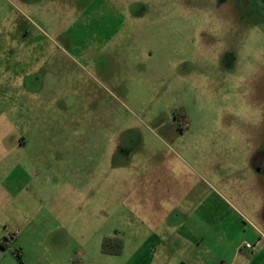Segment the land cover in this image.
<instances>
[{"label": "rangeland", "instance_id": "rangeland-1", "mask_svg": "<svg viewBox=\"0 0 264 264\" xmlns=\"http://www.w3.org/2000/svg\"><path fill=\"white\" fill-rule=\"evenodd\" d=\"M261 152L264 0H0V264L252 247Z\"/></svg>", "mask_w": 264, "mask_h": 264}, {"label": "crops", "instance_id": "crops-1", "mask_svg": "<svg viewBox=\"0 0 264 264\" xmlns=\"http://www.w3.org/2000/svg\"><path fill=\"white\" fill-rule=\"evenodd\" d=\"M264 186V182H262V188ZM257 187L261 189V183L257 182ZM147 212V211H146ZM149 216V214L147 213ZM179 224V220H178ZM211 232V233H210ZM210 232H207L205 235L200 234L198 236V239L194 241L192 245H194L195 248H205V249H213L215 252L212 253V258L210 261V264H264V232L257 229L255 232H257L258 241H256L254 244H252L250 248H246L245 245L238 244L237 246H232V244H225L223 241V230H212ZM156 244H153L152 241L146 240L144 241L140 247H148L149 244L154 248V251L152 252L153 256H155L156 252L160 249H164L163 251V257L170 260L171 256V249L180 251L181 244L178 242L175 243H164L163 245L160 244L161 240L156 241ZM263 242V243H262ZM1 243V242H0ZM4 243H7V240H4ZM2 244V243H1ZM124 243L122 241V247L121 251L123 250ZM161 246V247H160ZM215 247V248H214ZM216 248L221 250V252H216ZM209 250V249H208ZM201 253V252H200ZM210 253V251H209ZM120 254V253H119ZM211 254V253H210ZM241 254L247 256V260H245ZM118 255V254H117ZM263 258V259H262ZM181 263H184V258H180ZM195 259L196 256H195Z\"/></svg>", "mask_w": 264, "mask_h": 264}, {"label": "trees", "instance_id": "trees-1", "mask_svg": "<svg viewBox=\"0 0 264 264\" xmlns=\"http://www.w3.org/2000/svg\"><path fill=\"white\" fill-rule=\"evenodd\" d=\"M111 241H115L117 243V246L115 248H109L108 243ZM0 246L2 247V244L0 243ZM122 242L119 239H110L105 238L102 244V252L105 254H119L121 252ZM18 260L20 261V256L17 255Z\"/></svg>", "mask_w": 264, "mask_h": 264}, {"label": "flooded vegetation", "instance_id": "flooded-vegetation-1", "mask_svg": "<svg viewBox=\"0 0 264 264\" xmlns=\"http://www.w3.org/2000/svg\"><path fill=\"white\" fill-rule=\"evenodd\" d=\"M175 115H176V112H175ZM259 159H260V161H263V163H264V152H261L260 154L257 155L256 160H259Z\"/></svg>", "mask_w": 264, "mask_h": 264}, {"label": "built area", "instance_id": "built-area-1", "mask_svg": "<svg viewBox=\"0 0 264 264\" xmlns=\"http://www.w3.org/2000/svg\"><path fill=\"white\" fill-rule=\"evenodd\" d=\"M245 247H246V248H250V246H249V245H245Z\"/></svg>", "mask_w": 264, "mask_h": 264}]
</instances>
